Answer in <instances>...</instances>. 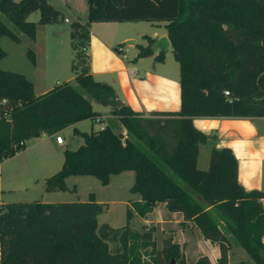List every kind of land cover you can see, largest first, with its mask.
I'll use <instances>...</instances> for the list:
<instances>
[{
    "label": "trees",
    "instance_id": "obj_1",
    "mask_svg": "<svg viewBox=\"0 0 264 264\" xmlns=\"http://www.w3.org/2000/svg\"><path fill=\"white\" fill-rule=\"evenodd\" d=\"M87 1L86 26L94 21H165L179 62L181 108L154 110L153 116L128 104L111 109L127 129L126 136L112 123L90 131L75 129L84 143L64 150L62 166L46 179L45 189H67L70 174H92L106 184L111 174L133 169L131 190L141 193V199L127 209L123 226L99 222L105 204L93 192L90 199L79 201H0L2 264H172V258L174 264H249L230 262V237L213 210L249 255L264 264V189H246L240 182L238 158L229 146H214L208 168H199V147L210 135L193 123L195 115L264 116V0ZM37 10L39 21L29 19ZM0 11L32 39L38 22L53 23L62 14L49 0H0ZM2 35L21 40L0 17ZM144 37L147 44H137L136 58L154 53L156 37ZM165 53L161 49L155 58L162 60ZM6 54L0 44V60ZM28 54L35 63L34 50ZM76 81L80 87L63 81L37 94L26 74L0 66V162L31 137L99 115L80 88L99 101L103 94H115L111 84L95 79L87 67L77 70ZM158 202L181 212L184 221H193L206 239L219 245L217 263L206 254L190 262L172 235L159 247L152 229L132 226L134 211L146 216Z\"/></svg>",
    "mask_w": 264,
    "mask_h": 264
},
{
    "label": "rangeland",
    "instance_id": "obj_2",
    "mask_svg": "<svg viewBox=\"0 0 264 264\" xmlns=\"http://www.w3.org/2000/svg\"><path fill=\"white\" fill-rule=\"evenodd\" d=\"M61 12L58 21L53 23L37 24L36 39H32L19 29V27L3 12L0 11V17L13 29L19 36L20 41L12 39L9 35L0 36V44L6 50L7 54L0 60V66L4 69L23 72L28 78L34 77V66L36 65L35 90L42 92L54 85L70 79L74 76L76 70L87 67L91 71L92 67L97 69L93 76L95 79L111 82V79L117 78L118 72L112 71L116 68V63L120 62L123 53L118 49V45H123L131 62L136 55L135 45L129 46L125 43V38L131 35L136 44H146L144 35H152L155 32L166 31L165 21L162 20H135V21H94L86 26L88 19V1L87 0H49ZM65 16L70 21H65ZM29 19L39 21L40 11H34L29 15ZM101 36L103 42L97 43L94 47L90 46V28ZM76 31V27H80ZM135 43V42H131ZM35 52V63L32 62L28 49ZM167 65L174 67L177 73L179 62L174 56L172 48L167 49ZM140 57V56H139ZM156 62L155 55L149 54L139 58V65L144 69H150ZM77 68L74 67V64ZM75 86L79 84L72 80ZM80 87V86H79ZM84 95L88 97L95 109L101 110L107 105L101 103L98 99L92 97L87 91L80 88ZM120 98V97H119ZM109 123L114 125V129L119 131L123 129L119 119L111 118ZM101 123H96L91 118L78 121L77 128L67 126L61 131L64 137V143L60 144L56 139L47 140L39 143L46 136L31 137L26 140L24 148L19 153L2 160V189L4 199L14 200H33L41 196L42 183L41 176L46 173L44 165L52 166L50 173L58 171L64 160V150L66 148L75 149L84 143V137L79 131H90L92 127L100 128ZM58 133V132H57ZM56 133V134H57ZM209 139L207 143L202 144L199 158V165L204 164V160L209 165ZM158 163L166 171L179 181L189 191L198 196L197 193L162 159L154 155ZM57 167V168H55ZM199 167V166H198ZM201 168V167H199ZM201 168V169H207ZM40 179H37V178ZM67 189L61 191H47V197H53L58 201H79L90 199V193L93 192L94 198L105 204V210L99 214V222H108L113 226H123L127 222V209L131 207L134 200L141 198V193L131 190L135 181V171L127 169L120 173H114L110 176V181L104 184L100 178L92 174H70L65 179ZM131 218V224L134 228L143 231L152 229L157 246L162 244V240L167 234H174L180 249L190 261H194L198 255L207 251L209 257H214L211 245L200 247L197 239V229L195 224L188 221H177L178 214H172L165 211L159 215H149L150 221L144 224V220L138 214ZM213 215L222 225L223 229L230 237L231 247L229 249V258L232 263L247 261L249 264H258L249 253L240 245L236 237L221 221L219 214L213 210ZM169 216L172 221H163L162 217ZM165 219V218H164ZM168 219V218H167ZM181 230L184 233H181ZM188 233V234H187ZM191 236V237H189ZM184 239H186L184 241ZM183 242L184 247H181ZM198 248H201L200 250ZM148 256V254H147ZM176 263L175 258H172ZM215 262L217 261L214 258Z\"/></svg>",
    "mask_w": 264,
    "mask_h": 264
},
{
    "label": "crops",
    "instance_id": "obj_3",
    "mask_svg": "<svg viewBox=\"0 0 264 264\" xmlns=\"http://www.w3.org/2000/svg\"><path fill=\"white\" fill-rule=\"evenodd\" d=\"M66 18L68 17L65 16L64 18L65 21H70L69 19L66 20ZM105 22L109 23L111 21H105ZM92 25L93 24H91L90 36H89L91 48L94 47V45H96L97 43L103 42V39L101 38V36L93 31ZM164 35L168 36L167 30L162 31L160 33L155 32L151 36L156 37L157 39ZM129 39H133L131 35H128L125 38L126 40L125 43H127L129 46L135 45L136 47H138L136 44L137 43L136 40H135V43H129L127 42ZM145 43L147 44L146 39H145ZM142 44L146 45L144 43ZM169 48H171V46ZM154 49L155 50H154L153 55L156 56V54H158L161 49H159L155 45H154ZM120 51L123 53L122 59L120 60V62L116 63L117 65L116 68L110 69L111 72L117 71L118 76L117 78L113 77L111 79V82H108V83L114 87L115 94L118 97H120L124 101L125 104L130 105L134 110L141 112L144 116H153L152 112L154 110H159V111H178L180 110L181 108L180 72L177 73V71H174V67L169 68V65L166 64L167 63L166 62L167 61L166 60L167 59L166 58L167 49H166L164 59L162 60L156 59V62L152 64V67L150 69H144L139 65V58H143L145 56H148L149 54L136 58L138 51H139V48H136L135 58L132 60L133 62H131L128 54L126 53V49L124 46H123V49ZM35 67L36 65L34 66V69H35L34 77L30 78L34 82V85L36 82V76H35L36 68ZM96 70L97 69L92 67L91 71L90 70L89 71L92 74L93 73L95 74V72H97ZM76 75H77V70L73 77H71L70 79H65V81H69L71 83H72V80L76 81ZM49 89H44L42 90V92H37L36 90L35 91L37 94H42ZM105 105L107 106L99 110L101 112L99 115L102 116L101 121H100L102 125L100 128L108 124L111 118L119 119L118 116L111 111V109L113 108L108 104H105ZM92 120L95 121L96 123H99L96 120V118ZM77 123L78 121L70 125L73 126L74 128H77L76 126ZM193 123L195 124L197 128L203 130L204 132L210 135L208 140L205 143H207L209 139H212V142L209 143V146H210L209 147L210 148L209 149V160H210L211 149L214 146L231 147L234 150L238 158V162H239L238 171H239L240 182L245 186L246 189H252V188L264 189V116L195 115L193 116ZM121 125L123 129L119 131H122L125 134V136L128 135V132L125 126L122 123ZM92 128L97 129L95 127H92ZM63 130L64 129L58 131V133L62 134L61 131ZM45 134L46 136L43 139L42 136H44ZM39 138L43 139V140H39V143H43L47 140L52 141V139H56V133H53V134L42 133L41 135H39ZM64 141L65 140L63 139V142H58V141L57 142L62 144L64 143ZM202 144L205 145L204 143ZM202 144H200V147H199V155H198L197 164L201 168H207L206 164H208V162H206V160H204L203 165H199V158H200V153L202 149ZM19 152L20 151H17V153ZM1 166H2V161L0 162V201L2 203H8V202H13V201H32V200H14V199L11 200V199L3 198ZM43 168L46 171V173L41 176L42 193H41V196L35 199L42 200L43 202H58L57 199H53V197H47L46 195L48 190L45 189V183H46V179L52 175V173H50L51 172L50 170H52L51 169L52 166L44 165ZM37 179H40V178L38 177ZM55 191H61V190H55ZM210 207L211 206H209L208 208ZM165 211L170 212L172 214H178L179 218L177 219V221L183 220V214L178 211H169L168 208L166 207V202H158L157 205L154 207V209L148 212L146 216H140L138 213H135V214L136 215L138 214L140 217H142V219L144 220V224H146L148 223V221H150V218L148 217L149 215L153 213H154L153 215L155 214L159 215L161 214V212L164 213ZM162 219L165 222L172 221V219L169 216L167 217L163 216ZM98 220H99V217H98ZM188 222L194 223L191 220ZM195 228L197 229V232H198L197 239L199 240L200 247L204 248V246L208 247V245H211V248L214 253L213 254L214 257H211L210 259L214 263H217L218 257L220 256V253H221L219 245L217 243L210 241L209 239H206L202 235L200 230L196 227V225H195ZM181 233H184V231L181 230ZM169 235H172L174 237V240L177 241L176 236L171 233L165 235L164 238ZM185 240L186 239H184V241ZM162 244H163V240H162ZM162 244L160 246H162ZM181 244H182L181 247L183 248L184 247L183 242H181ZM198 249L200 250L201 248H198ZM204 251L205 252H202L200 255H203V254L208 255L207 251L206 250ZM200 255H198V257ZM214 258L217 260L216 262ZM190 262H193V261H190Z\"/></svg>",
    "mask_w": 264,
    "mask_h": 264
},
{
    "label": "water",
    "instance_id": "obj_4",
    "mask_svg": "<svg viewBox=\"0 0 264 264\" xmlns=\"http://www.w3.org/2000/svg\"><path fill=\"white\" fill-rule=\"evenodd\" d=\"M127 42L131 43L135 42V40L129 39ZM154 45L159 49L166 50L171 46V41L167 35H164L157 38ZM100 102L110 105L113 109H118L125 104L121 98H119L116 94L113 93L103 94L100 98ZM172 264H174L173 260Z\"/></svg>",
    "mask_w": 264,
    "mask_h": 264
},
{
    "label": "built area",
    "instance_id": "obj_5",
    "mask_svg": "<svg viewBox=\"0 0 264 264\" xmlns=\"http://www.w3.org/2000/svg\"><path fill=\"white\" fill-rule=\"evenodd\" d=\"M66 20H68V18H66ZM118 49H119V50H122V49H123V46L120 45V46L118 47ZM225 93H226V94H229V90H225ZM95 118H96V120H97L98 122H100L102 116L97 115ZM102 127H103V126H102ZM56 139H57L58 142H63V139H64V138H63V135H62V134L57 133V134H56ZM2 262H3V244H2V240H1V238H0V264H2Z\"/></svg>",
    "mask_w": 264,
    "mask_h": 264
}]
</instances>
